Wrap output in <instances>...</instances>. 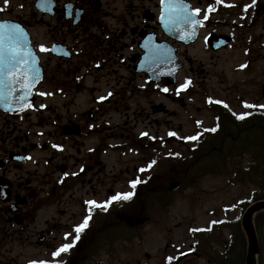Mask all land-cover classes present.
<instances>
[{
  "label": "flooded vegetation",
  "instance_id": "1",
  "mask_svg": "<svg viewBox=\"0 0 264 264\" xmlns=\"http://www.w3.org/2000/svg\"><path fill=\"white\" fill-rule=\"evenodd\" d=\"M182 3L187 6L183 13L173 11L161 20L160 0H0V23L21 26L23 46L31 49L38 69V76L28 72L35 77L31 86L36 83L32 101L26 94L30 88L24 87L29 81L19 75V82L5 77L0 100V264H114L121 251L138 247L133 241L143 237V227L155 219V210L165 199L160 195L159 176H143L130 200L113 201L107 210L89 205L87 201H108V195L97 197L113 189L104 190L108 175L99 156L108 150L103 149L105 141L92 145L88 141L129 135L126 126L131 114L136 120L144 116L150 125L161 124L160 115L176 114L167 101L179 103L192 121L190 86L179 95L176 90L188 80L181 82L182 76L214 73L220 65L218 61L210 67L205 59L223 56L229 61L239 49L246 56L234 69L249 70L255 77L247 83L240 80L235 99L215 105L221 121L252 120L254 130L264 134V108L258 107L264 105V85L255 98L246 88L259 77L252 55L264 59V0H256L252 7H247L252 0ZM197 8L199 14L193 11ZM182 15L200 23L190 24ZM214 38L221 40L213 43ZM41 45L48 50L41 51ZM162 45L169 48L178 67L173 84L169 79L152 81L144 68V58H157ZM15 71L27 72V68L21 65ZM242 113L251 115L237 119ZM115 117L123 124L114 123ZM151 167L158 169V165ZM184 168L187 176L193 169L190 158ZM52 204L56 210L50 216ZM89 208L92 218L80 240L69 252L54 257L52 253L64 243L73 242L75 227L89 215ZM130 231L135 232L132 237ZM66 234H70L67 239ZM101 235L104 241L98 243ZM170 246L161 255V248L156 254L138 250L136 261L177 264V247ZM124 261L129 263L126 256Z\"/></svg>",
  "mask_w": 264,
  "mask_h": 264
},
{
  "label": "rangeland",
  "instance_id": "2",
  "mask_svg": "<svg viewBox=\"0 0 264 264\" xmlns=\"http://www.w3.org/2000/svg\"><path fill=\"white\" fill-rule=\"evenodd\" d=\"M252 57L255 60L253 68L255 67L259 77L256 79V83H251L246 88L252 90L250 92L251 97L255 98L259 95L261 86L264 85V59L256 55H252ZM244 59H246V56L239 49L229 61L224 60L223 56L219 60L205 59L204 61L209 63L210 67H212L214 62L219 61L220 65L214 67V73L181 77V82L185 81V78L191 80V91L188 92V95L192 97L190 104L193 114L192 121L187 118L185 109L179 103L167 101L168 107L176 111V114L160 115L161 124L150 125L149 119L144 116L136 120L131 114L130 122L126 126L129 127V135L125 134L122 139L116 137L103 139L101 138L102 136H97L89 140V145L105 141L106 145L103 149L108 148L105 154L102 153L99 156L106 165L105 172L108 175L104 190L113 189L115 195L117 193L131 192L133 189L131 181L142 180L144 179L143 176L147 177L152 172L151 166L154 165L152 163L154 157L161 158V162H159L162 169L161 173L176 169L175 165L177 163L175 162L177 158H180L178 162L183 159H189L191 153L188 146H191L193 141L191 142L186 137L196 136L197 133L201 132L206 133L208 128L215 127L214 114L206 108L207 100L209 98L216 101L235 99L238 95L236 90L241 89L242 83L240 80H246L245 83H247L251 82L255 77L254 72L250 73L249 70L245 72L234 69L235 64ZM234 91L236 92L234 93ZM188 95L184 96L187 98ZM236 103L238 105L237 101ZM235 108L240 110L239 107L235 106ZM114 119V123L117 121L121 123V119L116 117ZM123 120H125V117ZM253 131L255 132L250 136L252 139L249 145L251 146L250 149L247 148V144L241 143V140L236 144L227 145L224 152L230 150L228 154L239 151H243V153L237 156L232 155L229 161L222 162L226 168L224 172L206 173L201 170L194 174L197 177L194 179L191 177V181H193L191 187L183 185V187L174 192V203L172 205H168L164 209L155 210L157 213L154 216L155 219H152L148 226L143 227V237L140 240L133 241V244H138V247H131V251L128 248L125 251H121L123 254L115 259L114 264H126L124 261L125 256L129 261L128 264H139L136 261V257L138 258L139 256L138 250L156 254L161 248V255L163 248L168 244H171L170 247H177V254L181 255L190 249L191 244L197 245L201 240L200 238H202V234H207V232L210 235V239L204 236L201 246H199L207 253L201 251L200 254L204 255L205 253L207 257L215 258L216 260L226 258L229 264H245L246 250L242 245L241 236L239 237L240 241L234 244L233 252L230 253L227 249L229 248L231 230L237 225H233V222L229 223V221L238 220L243 215L251 195L256 192L255 185L249 183L250 181H240V177L237 178L241 174L249 175L251 173L247 168L254 161L257 162L258 152L263 147L261 143L264 144V134H260L256 130ZM144 133H147V135H143ZM170 133H176V135L173 136ZM141 136L144 138L155 137L161 139L162 143L158 141L156 150L149 151L138 147L134 143ZM246 137L244 135L242 139L248 142ZM246 149L248 150L246 151ZM221 154L220 152L213 153V156L204 163L206 169L207 165L215 164V161L220 158L217 155ZM149 165L151 166L149 167ZM136 166L140 168L138 172H135ZM141 169H145V171H141ZM107 195L108 193L104 191L103 194L97 197V200ZM54 207L53 204L50 206V216L56 210ZM73 210L79 211L77 207H74ZM228 223L230 224L229 226H227ZM261 228L262 230L257 228V231L262 248L264 226ZM193 229L199 230L193 231ZM97 238L98 243H101L104 241L105 236L101 235V237L97 236ZM101 239L103 240L101 241ZM140 245L143 247H139ZM132 256H135V258H132ZM198 262L206 264L204 259L199 258Z\"/></svg>",
  "mask_w": 264,
  "mask_h": 264
},
{
  "label": "snow or ice",
  "instance_id": "3",
  "mask_svg": "<svg viewBox=\"0 0 264 264\" xmlns=\"http://www.w3.org/2000/svg\"><path fill=\"white\" fill-rule=\"evenodd\" d=\"M8 0H5V3H7ZM221 3H223V0H220ZM256 0H252V5H248L247 7H252L255 5ZM161 5L163 6L162 14H161V20H165L167 16H171L173 11H178L183 13L184 9L187 7L182 3V0H160ZM247 7L245 10H247ZM2 10V9H0ZM211 7L209 8V11H211ZM196 14L200 13V9H194L193 10ZM183 20H186L190 24H198L200 21L195 20L192 16L188 15H182L181 17ZM206 18V17H205ZM186 37L182 36L181 39H185ZM25 40V32L18 24H9V23H0V100L4 99V92H3V86L5 85V77H10L13 81H16V76H22L25 80H28L29 82L25 84V89H29L31 87V79H35V77H29L28 72H35L38 76V69L36 67V58L34 57V54L32 53L31 49H25L23 44ZM43 45H41V51H47ZM25 66L27 68V72H20L16 73V68L18 66ZM243 67V65H242ZM19 82V81H16ZM191 85V80H187L184 84H181L179 88L176 90V94L179 95L181 90H186ZM11 85H9V95L11 94ZM164 92H168V88L163 89ZM40 95H45V93H40ZM111 95V93H109ZM101 100L105 99V97H101ZM21 100H26V96L21 97ZM209 103H213L211 98H209ZM217 104L224 103L223 101H215ZM29 107L32 105L29 104ZM43 107V105H42ZM224 107H228L227 104H224ZM245 107H257L256 105H248L246 104ZM258 107L264 108V105H259ZM234 115H236L234 113ZM251 115V113H242L237 116V119H245L246 116ZM217 127H213L211 129H208V131L215 132L217 131ZM143 135H147V133H144ZM170 135L175 136L176 133H170ZM186 139L190 141H195L199 139V136H189L186 137ZM59 147V146H54ZM153 164L155 161L152 162ZM151 165H149L150 167ZM141 171H145V169H141ZM139 179L131 181V186L133 189L136 187L137 184L141 183ZM134 195L133 192L128 193H117L116 195L112 196L108 201L98 203L96 201H87L89 205H93L98 208H103L104 210H107L108 205H110L113 201H119V200H130L132 196ZM91 211L92 209L89 208V215H87L82 223L77 225L75 227V236L73 238L72 243H64L60 248H58L55 252L52 253L54 257H59L62 253L69 252L75 245L77 241L80 240V233L83 232L88 226L89 221L91 220ZM199 229H193V231H198ZM70 234H66L67 236ZM169 261H171L173 258L169 257ZM31 264H48L46 261H33Z\"/></svg>",
  "mask_w": 264,
  "mask_h": 264
},
{
  "label": "trees",
  "instance_id": "4",
  "mask_svg": "<svg viewBox=\"0 0 264 264\" xmlns=\"http://www.w3.org/2000/svg\"><path fill=\"white\" fill-rule=\"evenodd\" d=\"M264 123V122H263ZM254 130V122L252 120H248V121H235V120H227V121H221L218 124V129L217 131H215V134L209 138V140H207V144L205 145V147H209L211 148L213 145H215V147L219 150L220 153H222L221 155H217V157H220L218 161V163H222V162H227L228 159L230 158L228 151L226 150L224 152V149L227 145L233 143L236 144L238 141L241 140V143L243 144H247V148H250L251 146L250 143L252 142L251 140V135L253 134ZM260 133V132H259ZM246 135L247 140L242 139V137ZM263 140V139H262ZM231 141V142H230ZM263 144V143H261ZM197 149H202V143H200V146L198 148L195 149V152L193 153V164L197 165L200 164L201 162L204 161L202 152L199 154ZM258 157L257 159L259 160L255 171L251 172V175H255V177L251 176V179L255 178V182H256V192L255 194H253V196L251 197V201L252 200H258V199H264V150L263 147L262 149L258 152ZM210 155L208 156V158H210L212 155V153H209ZM185 172L186 171H181V170H177L175 171H169V172H164L161 173V179H162V185H161V195L162 196H171L172 192L169 189V183L170 182H175V181H182V182H186L189 180V177L185 176ZM256 224L257 227L262 230L261 227L264 226V211H261L257 214L256 216ZM242 232V237L244 238V232L243 230ZM202 257H204L202 255ZM204 260L206 259V257L203 258ZM199 258L196 256L187 258V259H182V261H179V264H200L199 262ZM244 261V259H243ZM259 261L260 264H264V242L262 244V248L259 254Z\"/></svg>",
  "mask_w": 264,
  "mask_h": 264
},
{
  "label": "water",
  "instance_id": "5",
  "mask_svg": "<svg viewBox=\"0 0 264 264\" xmlns=\"http://www.w3.org/2000/svg\"><path fill=\"white\" fill-rule=\"evenodd\" d=\"M161 52V60L158 59L159 61H161V66L157 64L155 70L153 69L149 75L151 76V78L157 81H161L164 77L175 78L177 71L175 70V66L172 63V59L169 55L168 49L162 47ZM262 209H264V200L251 204L243 216L242 224L248 236V250L246 257L247 264H258L256 257L260 249L259 240L252 218L257 211Z\"/></svg>",
  "mask_w": 264,
  "mask_h": 264
}]
</instances>
